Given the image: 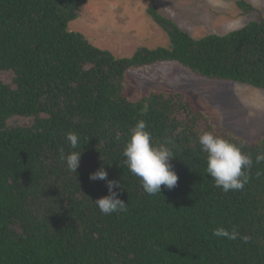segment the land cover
Wrapping results in <instances>:
<instances>
[{
	"label": "trees",
	"instance_id": "16d2710c",
	"mask_svg": "<svg viewBox=\"0 0 264 264\" xmlns=\"http://www.w3.org/2000/svg\"><path fill=\"white\" fill-rule=\"evenodd\" d=\"M89 0H0V264H264V139L251 144L217 127L183 92L131 100L129 71L175 63L197 77L264 91V16L228 33L193 38L154 7L168 37L114 57L68 30ZM136 1V0H132ZM243 14L252 5L235 0ZM21 120H30L23 125ZM144 120L152 141L173 151L177 185L150 196L124 164L129 129ZM210 131L251 155L248 183L224 193L206 172L198 135ZM80 137L76 173L59 160ZM117 134L119 139L117 140ZM101 166L123 187L126 213L101 214ZM236 228L247 243L214 236Z\"/></svg>",
	"mask_w": 264,
	"mask_h": 264
},
{
	"label": "rangeland",
	"instance_id": "374dc122",
	"mask_svg": "<svg viewBox=\"0 0 264 264\" xmlns=\"http://www.w3.org/2000/svg\"><path fill=\"white\" fill-rule=\"evenodd\" d=\"M244 1L255 11L243 14L235 0H89L67 28L114 57H130L139 47L152 49L169 44L167 35L147 15L150 7L197 39L241 29L264 16V0ZM129 77L133 86L131 100L151 90L183 92L193 97L221 130L251 144L264 139L263 90L197 77L175 63L131 70ZM10 79V74H0L3 82ZM30 122L20 121L23 125Z\"/></svg>",
	"mask_w": 264,
	"mask_h": 264
},
{
	"label": "clouds",
	"instance_id": "9594fccd",
	"mask_svg": "<svg viewBox=\"0 0 264 264\" xmlns=\"http://www.w3.org/2000/svg\"><path fill=\"white\" fill-rule=\"evenodd\" d=\"M149 125L144 120H139L129 129V138L123 149L124 164L132 175L141 181L142 189L150 196L161 194V186L169 190L178 183V174L173 169L170 161L174 158L173 151L166 146L170 141H165L157 146L152 141V135L148 131ZM116 139H119L117 134ZM66 140L70 151L67 153L63 147L59 148V160L66 166L69 172L76 173L80 166L82 151L80 149V137L75 132H68ZM198 144L202 152L207 153L206 172L215 182V187L224 193L242 190L248 183V169L253 165L251 155L243 151V145H237L213 132L205 131L198 135ZM264 161V154L256 156V163ZM90 180H104L108 188V195L94 201L101 214L126 213L128 204L119 198L118 191L123 190L117 180H109L108 173L101 166L98 170L89 174ZM216 237L227 238L235 241L238 238L248 242V236H241L236 228L228 230L217 227L212 233Z\"/></svg>",
	"mask_w": 264,
	"mask_h": 264
}]
</instances>
